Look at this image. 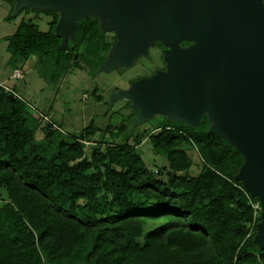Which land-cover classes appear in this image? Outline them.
Instances as JSON below:
<instances>
[{
  "label": "trees",
  "instance_id": "trees-1",
  "mask_svg": "<svg viewBox=\"0 0 264 264\" xmlns=\"http://www.w3.org/2000/svg\"><path fill=\"white\" fill-rule=\"evenodd\" d=\"M22 11L52 19L48 31L23 20L4 38L14 72L37 57L61 78L72 59L80 65L84 41L88 49L100 47L106 33L99 18L83 17L72 42L60 50L58 11L33 6ZM108 57L90 62L99 69ZM137 113L117 128L91 122L77 133L49 119L45 137L37 140L39 116L47 115L0 82V189L9 198L0 207V264H264V248L255 242L260 201L236 178L244 154L210 131L207 115L196 128L163 116L149 133L164 159L153 169L140 151L143 132L137 129L143 123L130 128ZM97 134L100 139L89 146ZM186 145L203 161L196 176L188 174Z\"/></svg>",
  "mask_w": 264,
  "mask_h": 264
},
{
  "label": "water",
  "instance_id": "water-1",
  "mask_svg": "<svg viewBox=\"0 0 264 264\" xmlns=\"http://www.w3.org/2000/svg\"><path fill=\"white\" fill-rule=\"evenodd\" d=\"M27 6L60 12V50L81 18L99 16L102 29L118 37L99 69L130 65L163 43L166 69L111 100L138 110L130 128L156 115L196 128L207 115L210 131L245 156L236 178L260 201L255 242L264 248V0H17L15 14Z\"/></svg>",
  "mask_w": 264,
  "mask_h": 264
},
{
  "label": "rangeland",
  "instance_id": "rangeland-1",
  "mask_svg": "<svg viewBox=\"0 0 264 264\" xmlns=\"http://www.w3.org/2000/svg\"><path fill=\"white\" fill-rule=\"evenodd\" d=\"M15 1L17 2V0ZM15 7L12 0H0V82L15 87L17 92L34 107V110L47 115L49 119L55 120L68 133L80 132L91 122L100 129H105L110 122L115 125V128L121 124V120L127 122L132 112L135 111L131 107L132 102L126 99L113 102L111 100L112 94L121 89L132 88L136 81L151 77L158 70L166 67L165 48L161 49L156 44L150 47L147 55L137 57L130 65L119 66L113 70L94 69L90 58H97L99 55L110 57L118 39L114 31L104 30L106 33L104 36H100L98 40L103 45L88 49L87 40H85L83 46L78 50L80 65H73L75 59L74 61L72 59L68 70L64 72L61 78H54L51 70H46L38 64L37 57L23 61L19 69L14 72L9 64L8 41L4 38L14 34L23 20L33 19L41 30L48 31L49 22L52 19V16L38 12L22 11L15 14ZM58 13L60 15L59 11ZM9 15H12L13 18L8 19ZM96 17L99 18L101 24L100 17ZM90 34H86L84 39L91 37ZM111 43L113 45L110 51L99 50ZM163 116L156 115L153 121L145 122L137 129V132H143L140 151L148 166L153 169L161 165L164 159L153 147L149 133L153 132V128L162 121ZM48 122L45 116H39V128L35 132L37 140L45 137V126ZM155 130V132L159 131V129ZM99 139L100 136L97 134L89 146H95V141ZM186 146L192 160L188 174L189 176H196L202 170L203 161L196 148ZM8 200L5 190L0 189V207ZM255 207L258 210L256 216L262 218L260 203H256Z\"/></svg>",
  "mask_w": 264,
  "mask_h": 264
},
{
  "label": "built area",
  "instance_id": "built-area-1",
  "mask_svg": "<svg viewBox=\"0 0 264 264\" xmlns=\"http://www.w3.org/2000/svg\"><path fill=\"white\" fill-rule=\"evenodd\" d=\"M45 118H46V120H48V121H49V118H48L47 116H45Z\"/></svg>",
  "mask_w": 264,
  "mask_h": 264
},
{
  "label": "flooded vegetation",
  "instance_id": "flooded-vegetation-1",
  "mask_svg": "<svg viewBox=\"0 0 264 264\" xmlns=\"http://www.w3.org/2000/svg\"><path fill=\"white\" fill-rule=\"evenodd\" d=\"M185 46H187V45H185ZM164 69H166V67Z\"/></svg>",
  "mask_w": 264,
  "mask_h": 264
},
{
  "label": "crops",
  "instance_id": "crops-1",
  "mask_svg": "<svg viewBox=\"0 0 264 264\" xmlns=\"http://www.w3.org/2000/svg\"><path fill=\"white\" fill-rule=\"evenodd\" d=\"M4 84V83H3Z\"/></svg>",
  "mask_w": 264,
  "mask_h": 264
}]
</instances>
